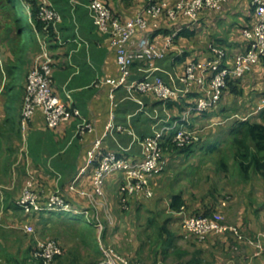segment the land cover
<instances>
[{
	"label": "crops",
	"instance_id": "crops-1",
	"mask_svg": "<svg viewBox=\"0 0 264 264\" xmlns=\"http://www.w3.org/2000/svg\"><path fill=\"white\" fill-rule=\"evenodd\" d=\"M50 1L62 18L50 46L54 59L53 90L63 102H69L71 96L73 108L79 110L94 130L80 133V118L49 129L42 109L24 127L22 109L27 78L40 52L32 13L41 0H31L28 5L21 0L22 7L16 0H0V264H41L29 251L38 240L49 238H54L63 249L55 264L100 261L103 258L100 240L115 246L122 256L144 264H264V251L255 256L254 249L244 240L229 234H210L200 242L182 226L184 213L192 216L217 212L248 239H258L264 234V177L254 173L250 179H242L235 168L234 151L230 149L233 125L237 121L256 122L264 112V75L252 72L258 65H253L242 77H232L236 90L227 88L220 105L210 110L208 116L198 118L199 115L193 114L196 128L202 130L201 145L188 155H174L165 148L168 170L181 166L178 178L168 177L170 170L154 177L151 181L154 197L138 195L125 208L119 202L123 175H114L106 181L104 199L98 198L92 204V198L81 195V192L93 193L96 163L87 167L88 153L96 138L104 134L111 113L115 114L116 124L127 131L107 138L101 150L122 154L121 146L133 144L128 154L137 161L142 158L138 141L153 135L155 111L159 118L169 117L172 121L182 112L176 105L163 107L151 94H138L140 104L130 99L123 88L115 93L112 108L110 87L103 82L117 78L120 71L110 36L101 33L93 23L89 11L91 0ZM104 1L123 22L134 17L145 3V0ZM178 1L170 0L168 6ZM256 22L250 0H228L221 10L201 13L195 23L185 16L171 22L165 10L136 38L149 34L154 44L162 46L171 35H177L175 48L166 59L155 63L152 76L162 77L167 83L173 78L182 86L179 79L188 61L193 58L200 64L207 62L210 46L216 40L226 41L228 64L233 65L237 56L248 49V41L241 34L243 26L253 28ZM186 30H192L194 35L180 38V33ZM179 50L184 53L179 54ZM148 70V64L136 63L132 78L142 79L148 76ZM196 75L206 81L202 88L197 83L193 85L185 101L186 109L195 107L211 87L209 74L198 70ZM254 91L258 93L253 94ZM254 95L258 96L252 98ZM253 100L260 101L255 111L236 112L243 102H250V109ZM229 109L234 115L228 113ZM210 146H215L214 153L210 152ZM224 152L230 154V163L225 161L227 170H221L218 165V160L223 158L218 154ZM83 168L87 170L81 173ZM160 180L165 182L164 186ZM30 181L41 205L59 193L71 204L73 212L24 214L17 202ZM72 185L74 190L70 189ZM160 185V195L156 198L155 190ZM176 194L185 203L181 212L170 207ZM66 213L80 214L89 221L71 220L63 215ZM98 222L103 225L102 231L95 224ZM24 225L33 226L35 234L26 233Z\"/></svg>",
	"mask_w": 264,
	"mask_h": 264
},
{
	"label": "built area",
	"instance_id": "built-area-1",
	"mask_svg": "<svg viewBox=\"0 0 264 264\" xmlns=\"http://www.w3.org/2000/svg\"><path fill=\"white\" fill-rule=\"evenodd\" d=\"M23 1L28 5L31 0ZM169 1L145 0L142 9L125 22L114 13L104 0H91L89 4L94 25L101 33L111 38L116 63L119 66V76L103 82L104 85L110 87L109 96L112 108L115 107L114 95L122 88L128 93L130 99L140 104L142 102L138 101L136 97L138 94L154 95L163 107H167L170 103L186 101L193 91V85L197 83L202 88L206 81L203 77L199 78L196 75L198 70L204 75H210L211 85L207 96H202L195 107L186 109L175 121L169 117L165 120L161 119L155 111L153 135L138 141L142 147V158L137 161H134L128 154L133 144L129 147L121 146L122 154L101 150L102 144L107 138L116 132L127 131L124 127L116 124L115 114L111 113L104 134L96 138L93 149L88 153L87 167L96 163L93 172V193L81 192V195L92 198V204H96L98 198L104 199L106 181L120 173L123 175L122 193H126L127 196L139 195L147 199L152 198L154 192L151 181L155 176L162 174L167 165L164 157L165 144L171 140L176 147L184 148L199 143L202 130L196 128L193 114L208 112L218 105L230 77L244 76L253 65L262 64L264 67V0H250L257 22L253 28L243 30V35L248 41V49L237 56L233 65L228 64L226 51L212 44L210 46L211 58L207 62L200 64L196 59L188 61L184 75L179 79L182 86H178L173 78H171V83H167L162 77L152 76L153 71L156 70L155 63L166 59L170 51L175 48L173 42L177 35H171L162 46H158L152 42L149 34H144L139 39L136 38L137 34L147 30L151 22L159 19L165 10L167 18L171 22L177 21L180 16H185L195 23L201 13L221 10L228 0H180L175 5L168 6ZM61 19V15L50 0H41L39 20L45 24V27L44 33L36 29L41 49L35 58V66L27 78L22 123L25 127L36 111L42 109L49 129H56L73 118H80L78 131L82 134L91 133L94 130L92 125L82 118L79 110L73 108L71 96H68L70 103L63 102L52 87L54 59L48 39L51 28L55 30ZM180 52L179 54L184 53L182 50ZM139 62L149 65L148 76L142 79H133L132 68ZM128 132L134 136L132 130H128ZM86 170L87 168H83L81 173ZM32 186V181L27 183L23 196L18 202L26 214L43 211L73 212L71 204L59 193L52 195L45 206H42L38 195L32 190ZM70 189L74 190V185ZM126 200L127 197L122 199V202H126ZM95 224L100 228V231L103 230V225L100 222ZM182 226L200 242L205 241L210 234H229L238 240H244L254 249L255 256L261 255L264 251V234L260 235L258 239H248L239 228L226 223L225 218L217 212L211 216L200 217L184 213ZM23 229L28 234H35L33 226L24 225ZM100 245L103 258L94 264H144L122 256L102 240H100ZM62 254V246L56 240L46 239L36 242L31 256L42 264H55L57 258Z\"/></svg>",
	"mask_w": 264,
	"mask_h": 264
},
{
	"label": "trees",
	"instance_id": "trees-1",
	"mask_svg": "<svg viewBox=\"0 0 264 264\" xmlns=\"http://www.w3.org/2000/svg\"><path fill=\"white\" fill-rule=\"evenodd\" d=\"M107 5L109 7H111L108 3H107ZM33 11L34 12L32 13V17H33V22L36 26V29L39 32L44 33L45 24L41 20H39V6H35ZM252 11H253V9H252ZM207 12H209V11H207ZM166 17H167V14H166ZM245 28H250V27H248V26L244 27L243 26V30ZM193 35H194V32L192 30H186V31H182L180 33V38H190ZM55 38H56L55 30L53 28H51L50 38L48 39L50 46L52 45V42L55 40ZM212 44H214L218 47H222L224 49L225 48L227 49L226 41H221V40L217 41L216 40ZM40 49H41V46H40ZM233 82H234V79H232V77H230L228 80V85H227L226 89L231 88L232 91L236 90V88H233V86H232ZM226 89L224 90V92L226 91ZM185 104H186V102L183 101L181 103H170L168 106L176 105L180 108L181 112H184L186 110ZM187 106L188 105H186V107ZM213 109H215V108H212L211 110H213ZM209 113H210V110L208 112H205L202 114H200V113H194V114L199 115L198 118H202V117L208 116ZM197 115H195V116H197ZM259 117L262 120L261 122H251L248 120L245 122L237 121L233 125L232 131H231L232 142H231V148L230 149H231V151L232 150L234 151L233 154H234L235 162L238 164L241 176L244 179H250V173L251 172L259 174L262 177H264V157L261 156V154L264 153V112H262L259 115ZM194 118H197V117H194ZM201 143H202V141H200L197 144H192V145L184 147V148H178L172 143L171 140H169L168 143L165 144L164 150H165V148H169L170 152L174 155H180V154L188 155L193 151V149H195V147L201 145ZM209 150L211 153H214L215 146H210ZM218 161H219L218 165H219V168L221 170H227L228 169V166L226 165V162H225L226 160L224 159V157L222 159H219ZM125 197H127L126 202H122V199H124ZM135 197L136 196H127L126 193H122L121 189H119V202H120V205H122V207H125V208L128 207L130 205V202H132ZM45 204H43L42 206H45ZM17 205H18L19 209H21L18 202H17ZM184 206H185V203L182 200L181 195L176 194V195L172 196L171 205H170L171 209L175 210L176 212H181L182 209L184 208ZM21 211L24 213V211L22 209H21ZM35 213L36 214H45V213L53 214L55 212L43 211V212H35ZM212 214H209V215L208 214H199V215H193V216H199V217L200 216H211ZM26 215H28V214H26ZM34 246H32V248L29 251L30 256H31V253H32Z\"/></svg>",
	"mask_w": 264,
	"mask_h": 264
},
{
	"label": "rangeland",
	"instance_id": "rangeland-1",
	"mask_svg": "<svg viewBox=\"0 0 264 264\" xmlns=\"http://www.w3.org/2000/svg\"><path fill=\"white\" fill-rule=\"evenodd\" d=\"M17 1V3H18V6L19 7H22L21 5V0H16ZM23 9V8H22ZM241 34H243V30L241 31ZM243 37L245 38V36L243 35ZM219 48H222V47H219ZM223 50H225L226 51V53H227V57L229 58V53L227 52V49L225 48H222ZM211 58V53H210V57H209V59ZM226 60V59H225ZM262 64H259L258 66H254L253 67V69H252V72L254 73V72H260L261 73V75H264V67H263V65L261 66ZM251 83V80H250V82H249V84ZM263 89V88H262ZM258 92L256 91H254V93L253 94H257ZM256 96H258V95H254V96H251L252 98L253 97H256ZM198 102V101H197ZM221 103V102H220ZM220 103L218 104V105H216L214 108H216L217 106H219L220 105ZM250 103V102H249ZM248 102L246 103V102H243V103H241V104H239V106L237 107L238 109H237V111L236 112H240V113H243V112H246V113H251L253 110L255 111L256 110V108L260 105V101L259 100H253V103L251 104V107H250V109H248V107H249V104ZM195 104H197V103H195ZM23 106H24V104H23ZM252 107H255V108H252ZM22 111H23V109H22ZM183 113V112H182ZM228 113L230 114V115H234V113L235 112H233L232 110H228ZM237 116V115H236ZM256 122H261V119L260 120H258V121H256ZM229 144H230V142H229ZM229 144H228V146H229ZM165 153V152H164ZM218 155H222L223 157H224V159L228 162V163H230V154L228 153V152H224V153H219ZM194 156V155H193ZM164 157H165V154H164ZM192 157V156H191ZM166 159V158H165ZM193 160H195V159H193ZM193 160H191V161H193ZM234 162H235V159H234ZM175 163V162H174ZM167 164V163H166ZM168 167H169V165L167 166L166 165V167H165V171L164 172H166L167 170H168ZM180 167L181 166H172L168 171H169V174H168V177H172V178H178V176H179V173H180ZM235 168L237 169V171L239 172V174H240V176H241V173H240V170H239V167H238V164L235 162ZM167 171V172H168ZM232 173L234 172V170H233V168L230 170ZM121 174V173H120ZM118 175V174H117ZM161 175V174H160ZM254 175V173L253 172H251L250 173V177L251 176H253ZM158 176V175H157ZM156 177V176H155ZM241 178L242 179H244L242 176H241ZM108 179H110V178H108ZM159 183L160 184H163V186H164V181L161 183V180L159 181ZM159 188H158V191H156L155 190V195H156V198L158 197V195H160V188H161V185L160 186H158ZM119 189H121V185L119 186ZM165 195V194H164ZM154 197V196H153ZM149 201V200H148ZM147 203H149V202H147ZM58 212V211H57ZM63 215H65V216H67V217H70V219L71 220H75V221H77V220H79V221H82V222H84V223H88V219L85 217V216H81L80 214H74V213H71V214H63ZM49 239H52V238H49ZM54 239V238H53ZM48 240V239H47ZM116 252H118V253H120L117 249H116V247L115 246H113V245H110Z\"/></svg>",
	"mask_w": 264,
	"mask_h": 264
},
{
	"label": "bare ground",
	"instance_id": "bare-ground-1",
	"mask_svg": "<svg viewBox=\"0 0 264 264\" xmlns=\"http://www.w3.org/2000/svg\"><path fill=\"white\" fill-rule=\"evenodd\" d=\"M77 214V213H76Z\"/></svg>",
	"mask_w": 264,
	"mask_h": 264
}]
</instances>
